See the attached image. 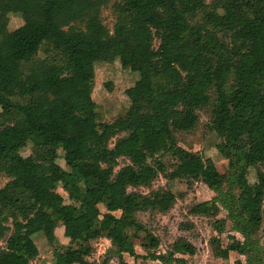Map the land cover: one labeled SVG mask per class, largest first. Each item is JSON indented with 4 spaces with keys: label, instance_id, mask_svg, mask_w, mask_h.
I'll list each match as a JSON object with an SVG mask.
<instances>
[{
    "label": "trees",
    "instance_id": "16d2710c",
    "mask_svg": "<svg viewBox=\"0 0 264 264\" xmlns=\"http://www.w3.org/2000/svg\"><path fill=\"white\" fill-rule=\"evenodd\" d=\"M106 2L0 0V173L10 179L0 189V239L10 230L0 264H32L38 255L32 237L42 234L52 244L55 228L66 221L69 247L57 253L56 264L70 259L90 264L85 259L90 242L101 237L116 253L136 257L132 235L137 233L144 234L146 258L160 262L155 264H185L175 256L187 251L183 239L174 243L175 252L158 254L153 251L158 239L137 220L148 210L169 211L175 195L161 188L129 191L149 187L161 173L168 180L202 182L213 191L226 184V197L234 201L221 196L217 201L244 239L238 252L264 264V251L252 241L263 221L264 184L248 186L245 179L248 158L264 162V0H117L112 32L99 18ZM17 11L23 24L9 31L8 16ZM237 43L244 51L234 55L230 46ZM51 54L58 60H49ZM247 58L252 68L244 63ZM113 59L137 73L145 87L129 94L123 116L95 125L92 80L84 71ZM207 107L210 130L228 153L226 179L210 173L202 158L179 147L173 136L193 130L198 111ZM27 142L37 143L39 152L25 159L19 152ZM50 150L62 151L68 168L62 188L73 204H60L51 186ZM162 155L174 160L169 172L160 160L154 165L140 160ZM120 158L129 163L115 171ZM233 190L239 191L237 199ZM113 197L120 200V216L100 218L97 205ZM215 202L190 212L209 214Z\"/></svg>",
    "mask_w": 264,
    "mask_h": 264
},
{
    "label": "rangeland",
    "instance_id": "374dc122",
    "mask_svg": "<svg viewBox=\"0 0 264 264\" xmlns=\"http://www.w3.org/2000/svg\"><path fill=\"white\" fill-rule=\"evenodd\" d=\"M117 0H107V2L99 8V18L102 24L112 32L115 22L114 5ZM212 0H206L210 3ZM23 24V14L21 12H13L8 16L7 29L13 31ZM76 27H81L76 23ZM157 45V42H154ZM243 44L237 43L230 46L232 54L238 55L243 53ZM44 47L38 53L39 59L44 57ZM49 60L54 62L58 58L53 54L48 56ZM244 63L248 68H252L253 61L250 58L245 59ZM28 65H23L22 69L26 70ZM178 63L177 67L180 68ZM84 73L92 80V99L95 107L90 113V122L92 124H100L104 122H112L123 116L130 107L129 94L138 92L145 87V83L139 75L129 69H123L118 59L111 61L97 62L93 69L84 71ZM209 95L213 101L215 94L210 90ZM15 102H20L14 99ZM21 103V102H20ZM17 119L15 114H12ZM199 120L196 127L189 132H174V139L179 147L183 150L199 155L206 168L210 173H218L223 175L225 179L231 173L228 167V153L224 147L222 139L214 134L209 127L210 107L198 111ZM114 140L110 146H113ZM39 152L37 143L27 142L26 146L19 152L20 155L27 159ZM49 170L52 175L51 186L59 195L58 202L60 204H73L68 198L67 192L62 188L63 181L66 178L68 168L62 159L61 150L49 151ZM141 161L154 165L156 161H162L166 166L167 172L171 171V164L174 162L170 155H162L157 158H149L142 156ZM129 163L126 158L118 160L117 171L120 167ZM246 184L248 186L255 184H264V162L257 163L254 159L248 158L245 161ZM10 179L0 173V189L3 188ZM226 183V181H224ZM16 186H22V183H16ZM168 189L176 197L175 203L171 209L165 213L148 210L137 214V220L143 225L145 230L154 235L158 239V246L154 252L167 255L174 251L173 245L178 239H183L187 244L185 253H176L175 256L182 258L185 264H256L251 261L255 257L250 253L238 252V246L244 243L242 235L235 230L227 210L217 201L219 196L225 197L227 201H234L231 197H226L228 186L223 184L219 191H213L205 184L199 181H191L190 183L183 177L173 180L165 178V173L159 174L149 187H139L129 189L141 193H148L157 189ZM235 199L239 194L238 190L232 192ZM216 199L213 206V212L204 215H194L190 211L197 204ZM234 205L237 207L236 203ZM84 207V204H78ZM100 212V218L105 213L113 214L118 217L121 213L120 200L113 197L97 205ZM11 228L10 222L6 224ZM70 224L66 221L64 224L59 223L54 230L55 241L50 244L42 234H36L32 237L37 249L38 255L32 260V264H56V255L63 248L69 247V240L64 237V231ZM219 227L221 230L219 231ZM132 234V233H130ZM10 235V230L0 239V253L5 248L6 237ZM136 257L128 254H118L112 242L105 238H97L90 242L91 253L86 257V261L90 264H155L159 261H152L146 258V249L142 246L143 233L132 235ZM252 241H256L262 251H264V204H263V221L255 230ZM225 250L226 257L216 255L217 251ZM7 256L6 259H9ZM65 264H82L80 261L70 259ZM164 264H181L171 261Z\"/></svg>",
    "mask_w": 264,
    "mask_h": 264
}]
</instances>
